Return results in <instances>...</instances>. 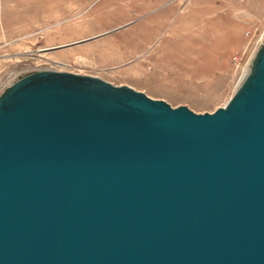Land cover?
<instances>
[{
  "label": "water",
  "instance_id": "1",
  "mask_svg": "<svg viewBox=\"0 0 264 264\" xmlns=\"http://www.w3.org/2000/svg\"><path fill=\"white\" fill-rule=\"evenodd\" d=\"M0 264H264V40L213 112L67 71L9 85Z\"/></svg>",
  "mask_w": 264,
  "mask_h": 264
},
{
  "label": "rangeland",
  "instance_id": "2",
  "mask_svg": "<svg viewBox=\"0 0 264 264\" xmlns=\"http://www.w3.org/2000/svg\"><path fill=\"white\" fill-rule=\"evenodd\" d=\"M118 3L0 0V94L28 73L67 71L213 112L264 40V0H170L148 12Z\"/></svg>",
  "mask_w": 264,
  "mask_h": 264
},
{
  "label": "crops",
  "instance_id": "3",
  "mask_svg": "<svg viewBox=\"0 0 264 264\" xmlns=\"http://www.w3.org/2000/svg\"><path fill=\"white\" fill-rule=\"evenodd\" d=\"M118 1L119 3L118 4H121V5H131V4H138V5H141L144 7V10L145 12H148L150 10V8L152 6H155V5H161V4H164L170 0H137V1H132V0H116ZM149 7V8H148ZM109 9V1L107 3V10ZM148 14V13H146ZM120 20H122V16L120 15Z\"/></svg>",
  "mask_w": 264,
  "mask_h": 264
}]
</instances>
